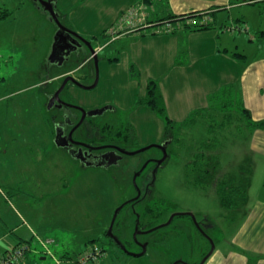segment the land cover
Instances as JSON below:
<instances>
[{"label":"rangeland","instance_id":"374dc122","mask_svg":"<svg viewBox=\"0 0 264 264\" xmlns=\"http://www.w3.org/2000/svg\"><path fill=\"white\" fill-rule=\"evenodd\" d=\"M177 1L192 4H220L227 1L230 6L213 13L210 11L203 18L202 15L192 18L193 25L214 21L211 30L181 29L173 33L171 27L157 26L156 34L165 33L161 36L174 40L167 45L165 39L147 35L141 37L136 32H124L113 39L110 37L118 33L116 31L127 30L128 26L134 27V24L144 20L150 22L159 18L161 14L156 12L169 7L173 0H57L55 12L62 26L92 42L93 46H96L95 39L103 33L100 40L105 43L104 46L107 45L99 52L102 59L97 64V85L84 89L68 84L70 92L65 89L61 96H71L67 103L86 111L98 110L107 104L116 107L120 114L109 115L113 119L110 123L122 135L128 125L133 128L134 135L129 134L127 141L120 143L121 149L132 152L162 142L165 120L138 103V100L144 98L150 77L154 76L160 85L169 82L167 85L170 89L163 100L166 115L183 124L179 129H172L173 140L167 149V158L155 173L152 200L157 204L144 200L136 204L135 209L141 213L142 222L156 224L165 222L174 212H190L195 219L207 224L205 232H202L203 237L199 236L188 218L179 217L165 229L138 237L140 241L148 243L143 255L118 253L108 245L105 236L107 227L117 206L135 195L136 188L132 182L137 181L140 187L139 179L133 176L135 169L146 158H161L162 152L152 148L138 154L123 155L119 172H115L114 168L110 171L103 168L86 169L53 142L52 132L44 136L41 131L27 125V131L20 134L15 118L12 123L14 127L9 128L10 135L3 128L6 125L0 126V229L16 224L21 231H29L27 237L32 233L34 238L30 239V248L21 258H26L28 264H59V260H52V252L59 254L63 250L69 252L74 264H77L76 257L93 248H97L101 256L91 264H172L177 260L199 264L211 250V242L213 254L203 264H216L217 261L218 264H237L239 259V264H254L258 257L263 258L246 248L251 237L258 238L264 234V144L255 141L254 137L252 139L253 131L245 126V120L240 115L239 100L245 90L239 70L243 72L250 64L263 58L259 47L264 48V9L261 5L248 4L244 0ZM4 10L10 12V16L4 21L0 18L2 73L8 76L7 72L4 73L6 62H11L8 56H13L14 61L24 54L25 58H31L33 66L42 59L40 68L46 70L50 58V52L48 56L47 53L51 51L55 34L49 38L40 22L44 20L56 33L58 28L55 22L33 0H0V17L4 15ZM111 24L112 30L105 36L106 32L103 31ZM182 26L183 23L176 29ZM179 36L183 37L175 39ZM210 42L245 56L246 64L240 62L237 67L231 65L232 62L237 63L230 55L218 60L212 57L206 50ZM172 51L175 55H171ZM116 52L119 53L120 63H105V56L115 57ZM79 53L82 56L81 50ZM162 53L168 54L165 56ZM215 62L223 66L219 73L206 67ZM68 63L64 66L77 67L73 73L79 84H93L95 64L85 63L80 67V62L70 60ZM7 81L8 84L12 83L7 78L0 83V115L9 114L10 119L14 114L47 111L43 103L36 105L34 98L44 89L29 88L26 93L19 94L15 92L19 86L12 83L8 87ZM211 81L212 85L209 84ZM57 84L60 86L61 82ZM66 91L69 95H66ZM222 91L226 92L225 95L209 101V110L205 112V108L200 109L209 96ZM6 94L9 95L3 97ZM221 114L230 115V119L220 129L216 128L213 133L216 147L204 154L208 158L207 164L214 167V173L220 180L212 182V178L203 185H194L191 181L195 173L187 163L193 162L196 154H201L196 149L205 147L200 143L207 138L208 124L213 122L219 126ZM107 116L87 115L86 121L102 126L103 122H108ZM211 116H215L214 119ZM189 118L193 119L192 123L187 121ZM261 118L264 120V117ZM35 119L33 116L29 118L30 121ZM175 139L181 141L176 142ZM208 142H213L211 137ZM222 174L224 177H221ZM197 175L208 179V175ZM229 185L239 190L230 193ZM218 186L225 191L227 203L234 200V207L223 205L216 192ZM154 207L157 211L162 210V214L158 218L144 220L145 212L155 214ZM121 216L126 219L129 230L134 220L129 206L122 210ZM112 232L118 235L116 223ZM18 236H10L12 243H18ZM46 241L51 242V254L43 250L45 246L48 249ZM9 250L11 247L2 255ZM130 250L132 253L142 252L135 243ZM45 255L47 257L41 260L40 257ZM4 261L1 260L2 263Z\"/></svg>","mask_w":264,"mask_h":264},{"label":"flooded vegetation","instance_id":"af4514ba","mask_svg":"<svg viewBox=\"0 0 264 264\" xmlns=\"http://www.w3.org/2000/svg\"><path fill=\"white\" fill-rule=\"evenodd\" d=\"M122 30V29H121ZM116 31V32H120ZM108 32L105 33V36H108ZM112 36V35H111ZM111 39V37H110ZM109 39V40H110ZM89 42V41H88ZM91 44V46L95 49V46H93L92 42H89ZM58 48L57 50H62V49H66L69 48V50H72L71 53H69L66 57H64V61L60 64V66H64L66 64H69L68 62L70 60H74L77 63H79V66H83L85 63L90 64L93 63L95 64V56L92 57L88 47L80 42L77 38L75 37H69V36H65V38L63 40H61L58 43ZM104 48V46L102 47ZM101 48V49H102ZM99 49V50H101ZM79 50L82 51V56H80ZM51 53V52H50ZM55 60L54 62L58 63L59 62V57L60 55H62V52L58 51L55 52ZM79 55V56H78ZM96 62L98 64V61H100L102 59L101 56H99V51H96ZM99 56V57H98ZM107 61H110L111 58H106ZM70 72V71H69ZM67 72V73H69ZM65 74L62 79L60 80L61 85L65 79L66 76L70 75L73 78H75L73 75L74 73L71 71V73L69 74ZM73 73V74H72ZM95 73V79H96V72ZM98 75H99V71H98ZM99 78V77H98ZM76 79V78H75ZM77 80V79H76ZM78 81V80H77ZM95 81V80H94ZM98 82V81H97ZM47 83V82H45ZM44 83V84H45ZM94 83V82H93ZM73 85L76 86L74 83L67 81L66 84L64 85L63 89L60 91V93L58 94V98H55L53 95L54 93L59 89L58 88L54 91H52L51 93H49L48 96L45 97L44 101H42L43 105L47 108V111L44 112H40L38 114H52L51 115V121L53 123V127H52V140L53 142L57 145V144H65L66 142V146H59L63 149H65L66 153L68 154L69 157H71L74 161L76 160L77 163H79L81 165V167L83 168H103L104 170H108L110 171L111 169L114 168L115 172H119V166L121 165L120 163L122 161H120L123 157V155H127L124 154L121 149L122 147L120 146V143L123 141H127L128 135L132 134L134 135V131L133 128L129 127V125L125 128L124 135H122L121 131L117 130L114 128V126L110 123L111 120H113L112 118L109 117V115L111 114H120L118 113L116 110V107H113L112 105H105L103 107H100V109L98 110H94V111H86V110H81L77 107H73L71 106L69 103V100H67L68 98H70L71 96H65V98L63 96H61V94H63V91L65 89H68L67 85ZM48 85V83H47ZM97 85V84H96ZM66 91V95H69V92ZM42 103H40L42 105ZM85 111V112H84ZM82 114H99V115H108L106 117V119H108V122L105 123L103 122L102 126H98L96 123H93L91 121H86V117L83 119L82 123L74 130V132L71 135V139L72 141H70L71 139L68 138V134L71 131V129L80 121V118L82 116ZM119 128V127H116ZM115 130V132L113 133L112 130ZM131 131V132H130ZM56 134L58 136H56ZM57 137V138H56ZM122 137V138H121ZM66 139V140H65ZM173 140V135L172 132L170 131H164L163 134V139L162 142L159 145H162L164 142H168L165 151L167 154V149L169 148L171 142ZM149 147L148 149L144 150L147 151L149 149L155 148V149H159L161 152L162 150L159 147H155L154 145H147L145 147ZM144 148V147H142ZM140 148V149H142ZM138 149V150H140ZM136 150V151H138ZM125 151V150H123ZM136 151H132V152H136ZM125 152H129V151H125ZM143 152V151H141ZM138 152V153H141ZM135 153V154H138ZM163 155V152H162ZM162 157V156H161ZM167 158V157H166ZM159 157H149L146 158L145 160H143L139 166L135 169V174L133 175L135 178L139 179L140 181V187L137 184V181H133V185L135 186V195L126 200L125 202L122 201L120 203L118 207H120L122 204H125L123 207H121V209L119 210L112 227L115 225V223L117 224V232L118 235L115 234L114 232H112L111 230V234L112 236L108 235V229L109 226L107 227V230L105 232V236L107 238V242L108 245L113 247L115 249V251H117L118 253H132V251L130 250L131 246L133 245V243H135V245L138 247L139 250H143V248H145L146 251V246L147 244H145V240H139L138 237L141 235H144L146 233H150L153 231H157L159 229H165L167 227H169L170 225H172V223H174L173 221L176 218L179 217H185L188 218L191 221L192 226L196 229V232L199 234L200 237H203L202 232H205V228L207 227V224L204 223L202 220H198L197 218L195 219V222L197 224V226L194 224L192 218H191V213L190 212H174L172 214H176L171 218V221L169 222V224L156 229L157 227H159V225L165 224L169 218L165 221V222H159V223H144L141 221V213L137 212V210L135 209V205L138 204L141 201L144 200H148L149 203L151 204H157L154 203V200H152V186L154 185V178H155V173L157 172V170L163 166L162 164L165 162V160L161 163V164H157V161L159 160ZM208 161H206L207 163ZM196 175L194 176V178L196 179ZM206 177V176H205ZM206 180V179H205ZM204 184V183H202ZM201 184V185H202ZM200 185V184H199ZM134 199V200H133ZM129 200H132L128 203ZM124 202V203H123ZM127 206H129V208L131 209V214L134 216V220L133 223L131 225V227L129 228V230L127 229V226H129L126 223V219L122 218L121 213L122 210H124ZM131 206V207H130ZM154 209V210H153ZM152 210L154 211L155 214L150 212H145L146 214L143 216V219H155L156 217L158 218L161 214H162V210H156V208L154 207ZM122 219V220H121ZM185 226V224L183 225ZM205 240L206 237H204ZM202 241V239H201ZM140 251V252H141ZM207 252L204 253V255H206ZM135 254H139V253H135ZM203 255V256H204ZM177 261H182L183 263L180 264H186L183 260H177ZM176 262V261H175ZM174 263V262H173ZM172 263V264H173Z\"/></svg>","mask_w":264,"mask_h":264},{"label":"crops","instance_id":"0c3cea01","mask_svg":"<svg viewBox=\"0 0 264 264\" xmlns=\"http://www.w3.org/2000/svg\"><path fill=\"white\" fill-rule=\"evenodd\" d=\"M193 1V0H190ZM248 4H257V5H261L262 9H264V0H244L243 2H246ZM227 3V1H224L220 4H214L213 2H201L199 4H192L191 2L189 3H184L183 1L178 2L177 0H173V2L171 4H169V7H165L161 10H158L156 13L161 14L160 17H165L168 15H181V14H185V13H189V12H200V14L202 15L201 18H203V16L205 14H207V16L209 15L210 11L216 12L217 10H224L226 8H228V6H230L229 3ZM260 7V8H261ZM41 9V8H40ZM42 10V9H41ZM5 12L8 13L7 10H4ZM43 11V10H42ZM156 11V10H155ZM262 12H260L261 14ZM232 15V14H231ZM10 16V12L8 13V16H4L2 15L0 18L2 19V21L6 20L8 17ZM158 19V18H156ZM155 19V20H156ZM154 21V20H153ZM152 22V21H150ZM214 21H211V27L210 29L207 30H211L212 29V23ZM40 23L43 24V27L45 28V31L47 33V35L49 36H53L55 34V31L53 30V28H50V26H48V24L43 20ZM137 24V25H136ZM134 24V27H129L126 28L127 30H121L120 32L116 33L115 35H112L111 38H115L116 36L121 35L124 32H136L139 34V36L143 37V36H150L152 38H157V39H165L167 42V45L172 44L174 42V40H172V38H169L168 36H161V35H165V33H157L154 32L155 30L153 28H149V31H147L148 29L145 27L149 26L148 25V21H143L140 23H136ZM112 26L110 28L105 29L103 32H108L109 30H112L111 28L113 27V24H111ZM196 31V30H194ZM201 31H206V30H201ZM147 33H151V34H147ZM264 33V32H263ZM103 35V33H102ZM96 38L95 39V50L96 51H103L104 49H106L107 45H105V43H103V41H101V37ZM146 36V37H147ZM183 36H179V37H175V39H179ZM53 44V42H52ZM104 46V48H102ZM172 47H176V45H171ZM205 46V45H203ZM202 46V47H203ZM264 47V45H263ZM102 48V49H101ZM206 50L210 53V55H212V57L218 59H221V57H227V55L233 56L236 60L237 64H234V62L231 63V65L234 66H238V63L240 62H244V64H246V58L245 56L236 53L238 55H235L234 52H229V50H227L226 48H220L218 46H216V43L210 42V44H208V46H206ZM52 49V48H51ZM101 49V50H99ZM186 49V47H185ZM259 51L262 52L263 58L260 59L259 61L250 64L249 67H246L245 69H238L241 72V81L243 82V86H244V93L242 95H240V100L239 103H241L244 108H246L249 111V114L251 116V119L254 120H261L264 121L261 117H264V48L259 47ZM50 50V49H49ZM48 51L47 56L49 54ZM169 53V52H168ZM168 53H162L163 55L167 56ZM117 54V55H116ZM115 57H110L111 60L110 61H105V63L107 64H118L120 63V61L118 60V55L119 53L116 52ZM51 55V53H50ZM171 55H175V53L172 51ZM241 55V56H240ZM105 57L108 58V55H106ZM11 62H6V69L4 73H8L7 75H4L2 73V71L0 70V83L4 82L5 79L7 78V80H11L12 83L14 85H18L19 89H17L15 92H19V94H24L26 93L29 88L30 90H33L35 88H40V89H44L43 91H41L40 93L36 94L37 96H35L34 98L36 99V105H40V103H42V101H44L45 97L49 95V93H51L52 91L55 90V88H57L56 86H58V82L62 79V77L67 73H71V71L73 72L74 69L76 68H68L66 66H60L59 63L56 62H52L49 59L47 60L46 63V70H42V68H40V66L42 65V59L40 62L37 63V65L33 66L31 65V58L28 56V58H25V54L18 56L16 58V60L12 61L14 59L13 56H8L7 57ZM26 61V62H25ZM185 62V61H184ZM80 65V64H79ZM55 67V68H53ZM79 67V66H78ZM81 67V66H80ZM207 68H209L212 71L215 72H220L223 68L222 64L215 62L212 64H208L206 66ZM132 68L129 70L131 71ZM238 70H236V72H238ZM67 73V74H69ZM73 74V73H72ZM74 76V75H73ZM164 78V77H163ZM154 81L156 84L159 83V90L161 92V95L163 97L164 100V94H166V92L170 89L168 87L167 84H169V82H167L166 85H160V82H157L155 80V77L152 76L147 80V83L149 81ZM163 80V79H162ZM161 80V81H162ZM47 82V83H45ZM12 83L7 81L8 87L12 86ZM45 83V84H44ZM55 86L53 87L52 90L51 87L52 85ZM209 84H213V81H211ZM1 86V85H0ZM221 92H217L211 96H209L207 103L200 109H204L205 112L208 110L209 108V104H210V100H213V98L218 95ZM9 94L3 95V97H7ZM2 98V97H0ZM27 99V98H26ZM246 101L248 102L246 104ZM41 109V108H40ZM257 109H261V110H257ZM149 111V110H148ZM41 112V111H40ZM257 113L256 116H254ZM52 114H14L13 116L10 117L9 119V114H1L0 115V126H5L3 127L4 130L7 132H9V135L11 134V132L9 131V128L13 125L12 123L14 122V119L17 118L18 124H19V133L20 134H24L25 131H27V125L29 128H35L37 131H41V134H43L44 136H46L48 134V132H52L51 129L53 127V123L50 120ZM37 118L35 119V121H30L29 118ZM170 118V117H169ZM258 118V119H256ZM171 120L175 121V119L170 118ZM177 122V121H175ZM7 123H11V124H7ZM14 127V125H13ZM249 128V127H248ZM252 129V133H251V137L253 139V137L255 138V141L258 140L259 142H262L264 144V127L262 128H251ZM224 177V174H222ZM231 185H234V183H231ZM17 217H20L17 216ZM10 225V224H9ZM21 227L19 225L14 224L13 226H3L2 229H0V255H2L4 252H6L10 247H13L16 243H12V241L10 240V236L14 237V236H18L19 241H30V239L34 238V236L32 235V233L30 234V237L26 236L27 233H29V231L23 229L21 231L20 229ZM16 232H19L20 234L16 235ZM29 238V239H28ZM57 247V246H55ZM247 249H250L254 254H258L261 255L263 258L258 257L257 261L254 264H264V234L258 238L255 237H251L250 241L247 243L246 245ZM215 250V249H214ZM36 254V253H34ZM52 260L55 261L56 259L60 261L59 264H74L73 259H72V255L63 250L61 253L57 254L55 251L52 252ZM213 254V253H211ZM210 256V255H209ZM45 256L40 257L41 260L45 259ZM255 259L257 258L256 256L254 257ZM240 259L238 261L237 264L240 263ZM231 263V262H230ZM23 264H28L27 263V259L25 258V261ZM31 264V263H30ZM218 264V261L217 263ZM221 264V263H220Z\"/></svg>","mask_w":264,"mask_h":264},{"label":"trees","instance_id":"16d2710c","mask_svg":"<svg viewBox=\"0 0 264 264\" xmlns=\"http://www.w3.org/2000/svg\"><path fill=\"white\" fill-rule=\"evenodd\" d=\"M140 4H142V3H140ZM199 15H201L200 12L194 11V12H189L187 14L185 13V14H181V15H168L165 17H159L158 19H156L152 22H148L149 26L145 27V29L147 28L148 29L147 31H149V28H153L155 30V28L159 25L171 27L170 30L171 31L173 30V33L176 31H179L181 29H183V30H186V29H194V30H196V29H199V30L210 29L211 23H207V24L199 23V24L193 25L192 18H196V16H199ZM4 16H8V13L5 12ZM181 23H183V26L177 30L176 28H179V25ZM162 30H164V28ZM235 55H238V54L235 53ZM225 93H226L225 91H222L221 93H219L218 95H216L213 98V101L215 100V98L219 97L220 95H222V94L225 95ZM138 103L143 104L144 106L148 107L150 110L156 112L157 115L162 117L165 120V130L166 131L172 132L173 128L179 129L181 127V124H183V123H178V122L171 120L166 115L163 97L161 95V92L159 90L158 85L154 81H149L147 83L146 90H145V96L143 99L138 100ZM223 106H225V105H223ZM239 108H240V111H239L240 115H241V117L244 118L246 127L262 128L264 126V121H253L251 119L249 111L246 108H244V106L241 103H239ZM208 110H209V108H208ZM214 117L211 116V119H214ZM229 119H230V115L221 114V122H220L219 126H217V124L213 123V122L211 124H208L207 129L209 132L207 133V138L200 143V146L204 145L205 147H201V148L196 149L201 154L200 155L196 154V159L191 163L190 162L187 163L188 168H190V170L192 168L194 170L195 175L197 176L196 179L195 178L192 179V181H191L192 184H194V185L200 184L201 185L205 181L208 182L212 178H214V180L212 182H218V180H220V177L218 179V177H216V173H214V167L211 166L210 164L206 163V160L208 158H206L204 156V154H207V151L209 149L216 147V145L214 144V140H215L216 136L213 133L216 131V128L220 129L222 126L227 124ZM192 120L193 119H190V118L187 119V121L188 122L190 121L191 123H192ZM240 126L241 125H238V127H240ZM210 137L212 138L213 142L209 143L208 139ZM175 140H176V142L181 141L180 139H175ZM204 163H205V165H204ZM199 173H201L204 177L206 175H208V179L205 180V178L203 179L202 176H198L197 174H199ZM198 177H201V178L199 179ZM215 179H217V180H215ZM228 188L230 190V193H233V192L239 190L238 188H235L231 185H229ZM216 192H218L219 198L225 207L231 208V207L235 206L234 200L229 202V203L226 202L225 191L223 190L222 186L221 187L218 186ZM92 242H94V241H90V243H92ZM30 244H31V241H21V240L18 241V243H16L13 247H11V250H9V252L5 253V255H2V257L0 259V264H23L25 259H21V260L20 259L19 260H9V259H11L10 257L13 256L14 250L19 249L25 245L28 247V246H30ZM28 248H30V247H28ZM27 252H28V250L24 254H26ZM1 260H5L4 263H2ZM91 263H92V261H90L87 264H91Z\"/></svg>","mask_w":264,"mask_h":264},{"label":"water","instance_id":"95a60500","mask_svg":"<svg viewBox=\"0 0 264 264\" xmlns=\"http://www.w3.org/2000/svg\"><path fill=\"white\" fill-rule=\"evenodd\" d=\"M33 1L39 3L40 8H41L43 11H45L46 13H48V15L50 16V19H51L53 22H55V24L57 25V28H58L57 31H56V33H55V35H54V38H53V44H52V49H51V55H50V58H49L50 61L54 62V60H55L54 56L56 55L55 52L60 51V52H62V55H60V57H59V62H58V63L61 64V63L64 61V57H66L69 53L72 52L73 49H72V50H69V48H66V49L64 48V49H62V50H57V48H58V46H59L58 43H59L61 40H63V39L65 38V36H69V37H72V38H73V37L77 38L80 42L84 43V44L88 47L91 56H92V57L95 56V57L97 58V56H96V50L91 46V44H90L87 40L81 38L78 34H76V33L72 32V31H70L69 29H67V28H65L64 26L61 25V23L59 22V19H58V15H57V13L55 12V4H56V1H57V0H33ZM96 58H95L96 79H95V81H94L93 84H91V85H89V86H83V85L79 84V82H78L75 78H73L72 76L68 75V76L65 77V79H64V81H63V83H62V85H61V86L59 87V89L54 93L53 96H54L55 98H57L58 101H59L58 94H59L60 91L63 89V87H64V85L66 84L67 81H70V82L74 83L76 86H78V87H80V88H84V89H92V88H94V87L96 86V84H97V81H98V66H97V62H96L97 60H96ZM80 109L83 111L82 108H80ZM84 112H85V111H84ZM86 115H97V114H82V116H81V118H80V121H79V122H78V123H77V124L71 129V131L69 132V134H68V138H69V139H71V135H72V133H73L74 130H75V129H76V128L82 123V121H83V119L85 118ZM56 136H58V135L56 134ZM56 138H57V137H56ZM65 140H66V139H65ZM70 141H72V139H71ZM65 144H66V142H65ZM65 144H60V145H61V146H66L67 144H66V145H65ZM167 144H168V142H164L162 145H154L155 147H159V148L162 150V152H163L162 157L157 161V164H158V165L161 164V163L166 159V157H167V154H166V151H165V148H166ZM57 145H59V144H57ZM60 145H59V146H60ZM149 147H151V146L144 147V148H142V149H140V150H138V151H136V152H125V151H123V150H120V151H122L124 154L133 155V154H135V153H138V152L144 151V150L148 149ZM133 200H134V199H133ZM130 201H132V200H129L128 203H129ZM125 204H126V203H125ZM125 204H122L120 207H118V208L115 210V212H114V214H113L112 222L110 223V226H109V229H108V232H107L108 235L112 236V234H111V230H112L113 222H114V220H115V218H116V216H117L119 210H120L121 207H123ZM174 215H176V214H172V215L170 216L169 220H168L165 224L159 225V227H157L156 229L161 228V227H163V226L169 224V222L171 221V218H172ZM190 215H191V218H192L194 224L197 226L193 214L191 213ZM212 252H213V243L211 242V250L208 252V254L203 258V260H202L199 264H203V263L205 262V260L209 257V255H210ZM126 253L129 254V255H133V256H141V255H143V254L145 253V248H143L142 252L139 253V254L129 253V252H126ZM180 263H183V262H182V261H176V262H174L173 264H180Z\"/></svg>","mask_w":264,"mask_h":264},{"label":"built area","instance_id":"2783aa9c","mask_svg":"<svg viewBox=\"0 0 264 264\" xmlns=\"http://www.w3.org/2000/svg\"><path fill=\"white\" fill-rule=\"evenodd\" d=\"M46 243L48 245V249L46 250V246H45V248L43 250L45 252L47 251L48 254H51L50 250H49V246H50L51 242L46 241ZM27 250H28L27 246H22L21 248L14 250L13 256L10 257L11 259H9V260H19V259H21L22 256L24 255V253ZM99 256H101V253H100V251L97 248H93L91 250H87L84 253L80 254L78 257H76L77 258L76 260H78L77 264H87L90 261H94Z\"/></svg>","mask_w":264,"mask_h":264}]
</instances>
